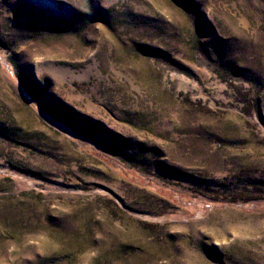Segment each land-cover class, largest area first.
<instances>
[{
    "label": "rangeland",
    "instance_id": "1",
    "mask_svg": "<svg viewBox=\"0 0 264 264\" xmlns=\"http://www.w3.org/2000/svg\"><path fill=\"white\" fill-rule=\"evenodd\" d=\"M0 264H264V0H0Z\"/></svg>",
    "mask_w": 264,
    "mask_h": 264
}]
</instances>
